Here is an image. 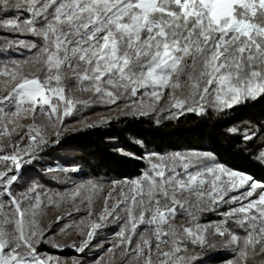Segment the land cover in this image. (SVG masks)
Segmentation results:
<instances>
[{
  "label": "snow or ice",
  "instance_id": "obj_1",
  "mask_svg": "<svg viewBox=\"0 0 264 264\" xmlns=\"http://www.w3.org/2000/svg\"><path fill=\"white\" fill-rule=\"evenodd\" d=\"M259 99L264 0H0V264H199L217 248L227 264H264V182L210 151L146 153L138 176L111 181L45 163L77 115L83 128L159 124ZM97 106L110 115L89 122ZM209 213L222 219L202 222ZM62 221L59 234L78 240L50 237ZM110 227L107 247L95 244Z\"/></svg>",
  "mask_w": 264,
  "mask_h": 264
},
{
  "label": "trees",
  "instance_id": "obj_2",
  "mask_svg": "<svg viewBox=\"0 0 264 264\" xmlns=\"http://www.w3.org/2000/svg\"><path fill=\"white\" fill-rule=\"evenodd\" d=\"M103 115L106 117L110 113L99 106L83 112L89 122L99 121L90 120V117ZM79 119L81 116L77 115L67 121L68 132L59 145L45 155L48 164L78 165L81 173L74 174V179L89 176L107 181L135 178L146 167V160L140 159L146 153L196 149L210 151L223 165L264 182V162L259 159V153L264 150V99L219 113L209 111L204 116L185 114L178 119L161 120L159 124L154 118L120 117L108 124L83 128L74 123ZM230 129L236 131L230 132ZM245 133L256 135L245 141ZM64 178L63 173L57 172L48 176L46 183L56 190ZM221 211H227V207ZM220 219L222 217L216 213H209L202 222ZM117 230L116 227L106 229L94 243L106 248L107 244L102 242L113 239L111 234ZM61 255L76 254L66 251ZM93 255H100V252L88 253L86 258ZM198 255L199 264H227L232 253L217 248L200 251Z\"/></svg>",
  "mask_w": 264,
  "mask_h": 264
},
{
  "label": "rangeland",
  "instance_id": "obj_3",
  "mask_svg": "<svg viewBox=\"0 0 264 264\" xmlns=\"http://www.w3.org/2000/svg\"><path fill=\"white\" fill-rule=\"evenodd\" d=\"M101 117H105L104 115L103 116H93V117H90L89 119L90 120H100ZM76 126H81L80 124L79 125H76ZM227 207V206H226ZM46 214L45 216L43 217V225L44 226H47V224L51 221H54L55 220V216H56V209L55 208H52V207H48L46 210H45ZM66 223V221H62L60 224H54L53 225V231L51 233H49L50 237L53 238L54 240L56 241H59L62 245L63 244H69L71 243V241L73 239H76L78 240L79 238L77 236H75L74 234L71 235V236H62L61 234H59V229L60 227L63 226V224ZM42 251H51L53 254L55 255H58L60 256L61 258H68V257H65V256H62L61 253L62 252H66V251H70V252H73L70 248L69 249H65L64 251H59V250H56V249H50L49 246L47 244L43 245L42 247ZM101 254V253H100ZM72 257V256H71Z\"/></svg>",
  "mask_w": 264,
  "mask_h": 264
}]
</instances>
